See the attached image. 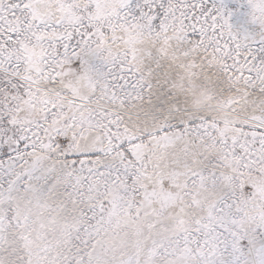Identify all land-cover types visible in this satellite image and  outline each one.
<instances>
[{
  "label": "snow or ice",
  "instance_id": "1",
  "mask_svg": "<svg viewBox=\"0 0 264 264\" xmlns=\"http://www.w3.org/2000/svg\"><path fill=\"white\" fill-rule=\"evenodd\" d=\"M0 264H264V0H0Z\"/></svg>",
  "mask_w": 264,
  "mask_h": 264
}]
</instances>
